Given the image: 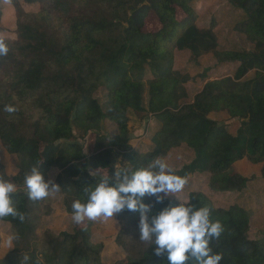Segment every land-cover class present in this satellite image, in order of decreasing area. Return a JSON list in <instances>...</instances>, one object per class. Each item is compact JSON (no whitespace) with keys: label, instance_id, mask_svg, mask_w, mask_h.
Masks as SVG:
<instances>
[{"label":"trees","instance_id":"trees-1","mask_svg":"<svg viewBox=\"0 0 264 264\" xmlns=\"http://www.w3.org/2000/svg\"><path fill=\"white\" fill-rule=\"evenodd\" d=\"M22 1L39 7L27 12L21 0H10L15 37H0L9 48L0 57V141L17 165L13 175L0 165V177L19 185L32 166L41 165L46 180L57 169L54 183L72 216V202L86 199L84 190L102 175L147 166L184 146L192 157L172 168L189 187L180 201L207 206L212 221L223 225L210 245L222 255L219 264H264V235L249 237L253 211L237 203L217 206L209 198V192L245 191L250 178L236 167L241 159L260 164L258 178L264 181V0H226L241 13L233 31L246 40L245 48H221L214 20L200 27L192 0ZM150 14L157 27L145 31ZM185 50L192 62L211 54L214 64L235 63L234 74L207 80L182 102L194 77L174 68V53ZM98 90L104 91L102 100ZM7 105L15 111H5ZM220 111L239 122L234 131L209 117ZM130 112L139 120L154 119L148 145L130 143ZM105 123L114 127L112 134L100 132ZM88 132L94 138L85 156L77 138ZM143 199L150 216L178 202L174 196L161 203ZM12 203L23 219L0 218L18 237L0 264H105L87 219L59 233L61 257L46 261L36 234L41 201L28 199L25 188L12 195ZM116 217L115 240L124 256L112 264H167L154 245L139 239V211L125 209Z\"/></svg>","mask_w":264,"mask_h":264},{"label":"rangeland","instance_id":"rangeland-1","mask_svg":"<svg viewBox=\"0 0 264 264\" xmlns=\"http://www.w3.org/2000/svg\"><path fill=\"white\" fill-rule=\"evenodd\" d=\"M21 5L27 12H34L38 9L37 3L27 4L21 0ZM192 7L197 13V24L200 27H208L211 20L215 22L214 30L221 48H245L248 43L242 36L233 31L234 24L241 19V13L229 6L226 0H192ZM1 19H0V37H15V20L16 15L10 3V0H1L0 2ZM157 27V18L155 14H150L146 19L144 30L153 31ZM214 58L211 54L203 55L198 58L197 62H192L189 59L188 51H175L174 53V68L185 73L188 72L194 77L193 80L186 82L188 95L182 102L190 100V98L202 87L209 79L216 77L233 75L236 64L224 63L214 64ZM207 69V70H206ZM206 73V78H201V74ZM252 71L248 73L251 75ZM95 96L102 100L104 96L103 90L96 91ZM209 117L220 123H224L227 127L234 131L239 122L236 119L229 118L225 112H213ZM154 119L145 117L142 120L135 118L130 112L128 122L129 132L133 147H138L139 143L149 144V136L155 128ZM101 133L112 134L114 127L109 123L103 124ZM93 134L88 132L84 138H77V141L82 146V152L85 156L89 154L93 143ZM192 157V152L184 146L172 149L163 157L171 168L180 167L188 162ZM0 165L3 166L7 174L13 175L17 170L16 157L5 150L0 141ZM236 167L240 174L246 178H250L248 187L241 194L237 193H212L209 192V198L217 206L227 207L230 204H240L244 208L253 211L250 217L249 237L257 238L264 235V181L258 178L260 175V164H254L249 160L242 159L236 163ZM58 170L53 169L49 172L47 180L51 179L54 182ZM198 182H203L202 178ZM18 190H25L24 182L16 185ZM189 187H184L180 192L179 197L187 195ZM63 195L59 191L52 193L48 198L41 201L39 210L38 228L36 234L40 236V250L46 261L53 262L55 258L61 257L62 245L59 233L62 231H71L73 228L72 216L66 213L62 205ZM48 210L47 213H43ZM92 224L91 239L93 242L100 244L102 260L105 264H112L120 260L124 253L116 243V236L120 230L116 214L113 218H98L95 221H90ZM12 234L11 226L0 221V258H3L11 249L8 241L9 235Z\"/></svg>","mask_w":264,"mask_h":264},{"label":"clouds","instance_id":"clouds-1","mask_svg":"<svg viewBox=\"0 0 264 264\" xmlns=\"http://www.w3.org/2000/svg\"><path fill=\"white\" fill-rule=\"evenodd\" d=\"M9 52L7 44L0 40V57ZM5 111H15L5 106ZM92 175V173H91ZM187 183L186 177L176 172L163 159H155L144 167L135 169L116 168L112 175H102L94 186L86 188V199H76L71 204L72 220L76 224L85 219L113 218L114 214L127 209L139 211V239L154 247L157 256L165 255L167 264H219L222 255L214 253L211 241L223 232L219 221H212L207 206L195 207L180 201L177 195ZM28 199L33 202L45 200L60 190L51 179L46 180L40 166H32L24 176ZM17 188L14 182L0 177V218L23 216L12 203ZM155 197L161 203L174 196L176 204H168L150 216L151 206L144 202L145 196ZM18 239L15 234L8 237L9 245Z\"/></svg>","mask_w":264,"mask_h":264},{"label":"crops","instance_id":"crops-1","mask_svg":"<svg viewBox=\"0 0 264 264\" xmlns=\"http://www.w3.org/2000/svg\"><path fill=\"white\" fill-rule=\"evenodd\" d=\"M242 160V159H241ZM237 163V162H236Z\"/></svg>","mask_w":264,"mask_h":264}]
</instances>
